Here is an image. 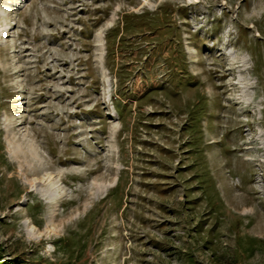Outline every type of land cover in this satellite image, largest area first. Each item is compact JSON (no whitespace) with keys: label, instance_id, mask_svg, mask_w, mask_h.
I'll use <instances>...</instances> for the list:
<instances>
[{"label":"rangeland","instance_id":"374dc122","mask_svg":"<svg viewBox=\"0 0 264 264\" xmlns=\"http://www.w3.org/2000/svg\"><path fill=\"white\" fill-rule=\"evenodd\" d=\"M264 264V0H0V262Z\"/></svg>","mask_w":264,"mask_h":264},{"label":"trees","instance_id":"16d2710c","mask_svg":"<svg viewBox=\"0 0 264 264\" xmlns=\"http://www.w3.org/2000/svg\"><path fill=\"white\" fill-rule=\"evenodd\" d=\"M0 264H6V262L2 261V262H0Z\"/></svg>","mask_w":264,"mask_h":264}]
</instances>
